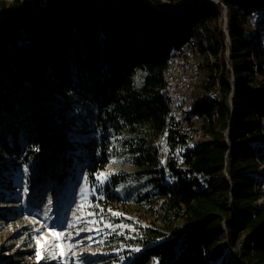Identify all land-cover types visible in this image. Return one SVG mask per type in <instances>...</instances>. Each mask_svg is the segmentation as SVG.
<instances>
[{
  "label": "trees",
  "instance_id": "trees-1",
  "mask_svg": "<svg viewBox=\"0 0 264 264\" xmlns=\"http://www.w3.org/2000/svg\"><path fill=\"white\" fill-rule=\"evenodd\" d=\"M171 1L182 7L161 14L143 0L96 11L87 0H53L49 17L42 0H0V203L15 199L3 191L15 190L16 160L24 149V157L36 152L24 133L34 140L38 130L51 147V182L69 169L94 173L108 162L100 140L77 144L50 122L55 111L48 104L75 101L81 130L137 139L130 152L138 173L149 176L164 210L182 220L170 235L145 240L127 264H211L230 246L231 264H264V182L252 175L264 162V0ZM185 42L204 59L200 91L185 112L187 122H199L200 135L179 164L165 167L149 139L176 120L160 89L173 51ZM136 70L144 72L139 87ZM167 138L183 142L185 135L174 128Z\"/></svg>",
  "mask_w": 264,
  "mask_h": 264
},
{
  "label": "rangeland",
  "instance_id": "rangeland-1",
  "mask_svg": "<svg viewBox=\"0 0 264 264\" xmlns=\"http://www.w3.org/2000/svg\"><path fill=\"white\" fill-rule=\"evenodd\" d=\"M34 1L30 0L31 4ZM52 1L42 0L41 3L42 10L50 8L49 17L54 12ZM78 1L81 4L84 0ZM87 1L91 9H98L103 8L104 4L117 5L119 0ZM143 1L145 7L156 12L169 14L178 8V3L171 0H158L161 3ZM224 12L222 22L225 27ZM251 25L256 27V23ZM261 33H264V29H261ZM203 60L196 46L184 60L178 58L176 62H168L167 79L176 84L175 93L184 104L180 112L181 120L169 121L158 136L149 139L157 151L158 162L165 167L167 162L173 160L179 164L184 151L199 138V122H187L185 112L191 106L194 93L200 91L198 86L204 72L198 67ZM143 76V71H135V87L142 84ZM25 85V88L30 87L28 83ZM56 94L59 96L60 92ZM62 102L60 99L48 104L55 111L50 118L53 127L77 144L90 137L100 140L110 153L109 160L94 173L86 169H69L61 181L51 182L47 178L51 166H45L51 147L39 140L38 130L34 133V140L29 139L30 133H24L29 145L35 144L36 152L24 157V149L21 158L14 164L12 180L15 190L3 191L8 198L12 196L15 199L11 203H0V215L4 216L0 217V264H127L134 253L143 249L145 240L155 237L160 240L161 234L170 235L171 228L181 226L182 220L164 210L163 200L149 176L138 173L139 168L130 152L137 139L128 141L121 134L81 130L77 103L69 101L70 105L66 107ZM27 104H31V101H26ZM58 113L60 118L56 117ZM174 128L185 135L183 142L168 140L167 133ZM26 146L25 143L24 148ZM170 152L174 153L176 160L169 157ZM74 154H81L80 148L77 147ZM76 156L74 161L77 160ZM252 175L264 182V162ZM167 181H171L169 174ZM53 233L62 235L57 239ZM19 250H27L26 259H14V253ZM233 250L234 247H227L223 258L211 264H231L229 260ZM150 264H157V261L153 259Z\"/></svg>",
  "mask_w": 264,
  "mask_h": 264
},
{
  "label": "built area",
  "instance_id": "built-area-1",
  "mask_svg": "<svg viewBox=\"0 0 264 264\" xmlns=\"http://www.w3.org/2000/svg\"><path fill=\"white\" fill-rule=\"evenodd\" d=\"M207 1L215 2V3L218 2L216 0H207ZM92 10L94 11L93 8H92ZM151 11L152 12H156L155 10H152V9H151ZM161 13L168 14L167 12H161ZM257 17L258 16H256V15H251L249 17L250 22L252 24L255 23L254 20ZM227 44H229L228 38H227ZM195 47H196L195 44H193V43L191 44L190 42H185L184 45L181 48L176 49V50L173 51V55H172L171 60H173L175 62L178 60V58H181V60H184L185 56L190 51L194 50ZM164 77H165L166 81H165V84L163 85V87L160 89V94L162 95L163 101L165 103L166 110H167V112H168V114L170 116H172L175 119L181 120L180 119V112L183 109L182 105L184 103L181 102L180 97L177 96V94L175 93V90H176V86L175 85L176 84L173 81H171V80L169 81L167 79L166 72L164 74ZM181 91H183V89H181ZM169 157H171V158L176 160V158H175L176 156L174 155L173 152L169 153Z\"/></svg>",
  "mask_w": 264,
  "mask_h": 264
},
{
  "label": "snow or ice",
  "instance_id": "snow-or-ice-1",
  "mask_svg": "<svg viewBox=\"0 0 264 264\" xmlns=\"http://www.w3.org/2000/svg\"><path fill=\"white\" fill-rule=\"evenodd\" d=\"M103 175V174H102ZM53 235L58 239L62 233H53ZM47 244V241H45V245ZM55 247H59V245H55ZM38 258L40 257V253H37Z\"/></svg>",
  "mask_w": 264,
  "mask_h": 264
},
{
  "label": "water",
  "instance_id": "water-1",
  "mask_svg": "<svg viewBox=\"0 0 264 264\" xmlns=\"http://www.w3.org/2000/svg\"><path fill=\"white\" fill-rule=\"evenodd\" d=\"M189 2H190V0H188V3H189ZM181 7H182V6H179V5H178L177 11H178ZM93 9H94V8H93ZM100 9H102V7H101ZM94 11H96V9H94ZM158 13H161V12H158ZM172 13H174V12H172ZM172 13H171V14H172ZM224 13H225V12H224ZM161 14H166V13H161Z\"/></svg>",
  "mask_w": 264,
  "mask_h": 264
}]
</instances>
